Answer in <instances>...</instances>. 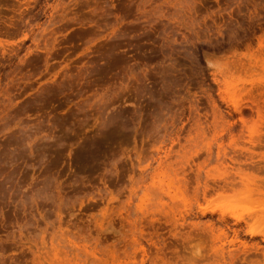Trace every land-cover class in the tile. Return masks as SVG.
<instances>
[{"label":"rangeland","instance_id":"obj_1","mask_svg":"<svg viewBox=\"0 0 264 264\" xmlns=\"http://www.w3.org/2000/svg\"><path fill=\"white\" fill-rule=\"evenodd\" d=\"M0 264H264V0H0Z\"/></svg>","mask_w":264,"mask_h":264},{"label":"bare ground","instance_id":"obj_2","mask_svg":"<svg viewBox=\"0 0 264 264\" xmlns=\"http://www.w3.org/2000/svg\"><path fill=\"white\" fill-rule=\"evenodd\" d=\"M254 158V157H253ZM245 159V158H244ZM251 159H249V161H250ZM235 161V160H234ZM236 162V161H235ZM244 167V166H243ZM252 167V166H251ZM253 168V167H252ZM256 169V168H255ZM252 170H254V169H252ZM230 186H231V184H230ZM259 203V202H258ZM256 205V204H255ZM257 207V206H256ZM259 207V206H258ZM257 207V208H258ZM260 219V218H259ZM252 222V221H251ZM250 223V222H249ZM263 223H260V225H262ZM258 230V229H257ZM256 231V230H255ZM201 236V235H200ZM236 236L238 237V234H236ZM216 239V238H215ZM224 240V239H223ZM191 242V241H190ZM212 247V246H211ZM256 249V248H255Z\"/></svg>","mask_w":264,"mask_h":264}]
</instances>
